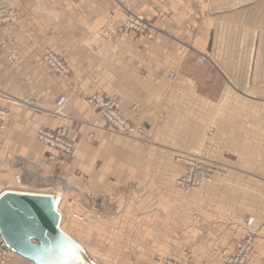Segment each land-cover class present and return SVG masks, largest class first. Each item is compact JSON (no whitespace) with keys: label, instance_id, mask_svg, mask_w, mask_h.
I'll return each mask as SVG.
<instances>
[{"label":"crops","instance_id":"obj_1","mask_svg":"<svg viewBox=\"0 0 264 264\" xmlns=\"http://www.w3.org/2000/svg\"><path fill=\"white\" fill-rule=\"evenodd\" d=\"M0 2L17 15L13 27H0V40L21 59L11 67L0 55V107L8 111L0 192L16 174L66 183L61 230L100 264H158L155 252L223 264L245 235L264 227V0ZM126 11L145 17L150 32L117 39ZM44 48L65 61L68 80L41 65ZM72 83L84 95L116 96L144 136L110 131ZM61 95L68 100L56 117L49 111ZM62 124L76 147L58 165L35 132ZM209 127V157L230 168L182 195L173 180L184 166L174 157L197 152ZM116 191L135 193L100 200L96 212L81 201ZM12 264L40 263L14 255ZM246 264H264V233Z\"/></svg>","mask_w":264,"mask_h":264},{"label":"rangeland","instance_id":"obj_2","mask_svg":"<svg viewBox=\"0 0 264 264\" xmlns=\"http://www.w3.org/2000/svg\"><path fill=\"white\" fill-rule=\"evenodd\" d=\"M0 8H3L5 9L6 11H9L13 14L14 16V20L13 22L11 23V25L7 26V27H1L2 29H9L11 27H13L15 24H16V20H17V15H16V11L13 9V8H9V7H6L3 3L0 2ZM16 8V7H15ZM126 16H125V19L124 21L116 28V31H115V34H116V38L117 39H121L123 37H126L130 34H135V35H144V34H147L150 32L151 28H152V25L145 19V17H141L139 15H136L130 11H126ZM131 16L139 21H141V23H143L144 25H146V29L141 33V32H138V31H135V30H130L128 31L126 34H121L120 32V28L121 26L126 22L127 18ZM261 19L264 21V17H261ZM44 50H46L47 52H49L50 54L52 55H55V57L59 58L63 63L64 65L66 66L67 68V65L65 63V61L58 55L56 54L55 52L51 51L50 49L48 48H44V49H41L38 53V60L40 61L41 65H43V67H45L46 69L48 68L52 73L53 75H55L58 79H61V80H68L69 79V72H68V68H67V77H63L60 75V73L58 71H56L51 65H49L47 62H44L43 61V52ZM4 54V57H5V60L7 61V63L11 66V67H16V65L19 64L20 62V56L19 54L16 52V49L11 45V43H6L2 40H0V55ZM197 60L198 61H202L203 58L202 57H197ZM171 76V77H170ZM173 76L172 75H169V78H172ZM72 86L71 90L75 93H77L79 96H81L86 102L87 100L85 99L84 97V93L81 91V88L78 87V86H75L74 83L70 84ZM61 96H64V95H61ZM59 96L56 101L61 97ZM66 96V95H65ZM87 97H96L97 99H102V98H107V97H115L117 99V106H118V98L116 96H109L107 95L106 97H98L96 95H85ZM67 97V96H66ZM0 99H6L5 96L2 97L1 93H0ZM67 100H68V97H67ZM31 103L33 104V101L30 100ZM28 99H22L19 101V103L21 104H24V103H29L30 102ZM55 101V102H56ZM16 103V102H15ZM67 103V102H66ZM65 103V104H66ZM88 103V102H87ZM89 105H91L92 107L91 108H95L97 109L95 106H93L92 104L88 103ZM65 107V105H64ZM64 107H62V109L59 110V114H55V111H56V107H55V103L53 105V108L52 110H50V114L53 115V116H56V117H62V111L64 109ZM94 109V110H95ZM117 110H118V107H117ZM97 112H99V110L97 109L96 110ZM0 112L2 113L3 117L0 118V129H2L4 127V123L8 117V111L2 107H0ZM118 112L120 113V111L118 110ZM100 113V112H99ZM101 114V113H100ZM120 115L125 118L121 113ZM103 117V115H101ZM104 119V123H105V127L106 128H109L110 131H112L113 133L117 134V135H120L122 137H127V138H132V139H138V135L139 134H136V135H126V134H123V133H119L117 131H114L110 126L109 124L107 123V121L105 120V118L103 117ZM126 119V118H125ZM130 124L131 122L126 119ZM132 125V124H131ZM133 127H135L134 125H132ZM59 128L60 127H64L65 129V132H66V136L67 138L73 143V150L70 154H59L57 151H54V150H51V148L49 146H47L46 144H43L45 145L48 149H49V155H48V160L50 161H53L55 162L56 164L60 165L63 158L65 157H70L72 155V153L74 152L75 150V142L73 141V139L71 137L68 136V128L65 124H62V125H59L58 126ZM136 128V127H135ZM138 128H142V127H138ZM39 129H47V130H51V129H57L56 128H47V127H39L36 132L39 130ZM143 129V128H142ZM144 131V129H143ZM214 129L213 127H209L204 135V139H203V143H202V146L198 149L197 152H191V153H188V152H179L175 157H174V160L180 164H183V162L181 161L184 157H189V155H197L199 153L200 150H202V147L204 148V156L208 159V160H211V165L213 167H215L216 169H218L221 173H217V174H214L212 177L210 178H207V179H204V180H201L199 182H197L195 184L194 187L190 188L187 192H184L182 190V188L177 184V178L182 176L181 174L178 176V177H175L174 180H173V183L174 185H176L177 188H179V191L182 195H188L190 193V191H193L194 189H196L197 187H199L202 183L208 181V180H212L214 178H224L225 175H226V172L228 170V168H230L228 165L225 166V163L221 162V161H214L212 160L209 155H208V151L209 150H212L214 149V145L210 142V137L212 136V133H213ZM36 132H35V139L36 141H38L37 137H36ZM144 136V134H143ZM39 143H41L40 141H38ZM206 145V147H204ZM210 146V147H209ZM184 170H185V166H184ZM4 184L2 187L3 189H9V190H16V191H26V192H43V193H46V194H50L52 196H54L53 194H59L57 197L58 200L61 199L62 200V197L63 195L65 194V191L59 189L60 186L64 187L66 186V183H63L61 180L57 179L56 177L54 178L53 181H51L52 183L51 184H46L45 183V180L43 179V177L39 176V175H29L28 173H26L24 176H21L19 174H16L15 176L7 179V180H3ZM6 182V183H5ZM50 182V180H49ZM1 189V190H3ZM135 192H127V191H116V192H112L110 194H107V195H93L91 194L90 196H87L86 198H82L81 201L83 203H86L85 206H86V210L90 211V212H96V211H99L100 209V205H99V201L100 200H103V199H110V197H113V198H117L118 196L121 197H125V198H128L132 195H134ZM125 194V195H124ZM58 204V203H57ZM60 205V203H59ZM58 205V211H60V207ZM104 211H108V209H104ZM62 226L61 222H60V227ZM63 227V226H62ZM62 229V228H61ZM63 230V229H62ZM64 231V230H63ZM65 232V231H64ZM66 233L68 235L71 236V238L77 242L80 247H81V251H80V258H78V261L77 262H74L73 264H100L99 262H97L95 259H92L91 256L89 257L86 253V249L84 247V245L82 243L79 242L78 239H75V237H73L68 231H66ZM251 233H254V236H255V242L253 243L252 245V248L254 247V245L257 243V240H258V237H259V234L260 233H264V227H262L261 230H257V229H253V231ZM251 233H248L247 235H245L241 241L239 242V244L243 241V239H245L249 234ZM238 244V245H239ZM238 245L236 246V248L238 247ZM235 248V250H236ZM251 248V250H252ZM250 250V252H251ZM82 254V255H81ZM250 254V253H249ZM161 256L163 258H167V259H171V260H181V259H184V260H188L191 264H194L193 261L191 260V258L189 256H184V257H172V258H169L171 256H164L162 255L161 253L159 252H155L153 253L152 255V260L156 261L158 264H161V262L159 260L156 259V256ZM14 255H12V259H13ZM249 257V256H248ZM174 258H177V259H174ZM225 258H226V255L223 256V264L225 263ZM84 262V263H82ZM12 264V263H11ZM246 264V263H245Z\"/></svg>","mask_w":264,"mask_h":264},{"label":"water","instance_id":"obj_3","mask_svg":"<svg viewBox=\"0 0 264 264\" xmlns=\"http://www.w3.org/2000/svg\"><path fill=\"white\" fill-rule=\"evenodd\" d=\"M60 214L49 195L4 191L0 194V234L14 253L45 264L73 244L59 227Z\"/></svg>","mask_w":264,"mask_h":264},{"label":"built area","instance_id":"obj_4","mask_svg":"<svg viewBox=\"0 0 264 264\" xmlns=\"http://www.w3.org/2000/svg\"><path fill=\"white\" fill-rule=\"evenodd\" d=\"M8 14H10L9 11L0 8V27H7L13 22L14 18L4 16ZM145 28L146 26L144 27V29ZM42 58L44 62H52V64L60 72V75L66 77V69L64 65L62 66L57 61L59 60L57 57H55L54 55H50L49 52L44 50ZM89 98L90 97H88V102L99 108L109 126L114 130L118 131L119 133L133 136L135 134H144L142 128H132L130 126H127L126 124L121 123L120 119L117 117L118 114L115 110L116 101L113 97L100 100L96 98ZM64 105L65 102L63 101V99H58L55 102V106H57V108H62L64 107ZM107 112L114 114L113 117L115 118L117 123L108 117ZM37 139L61 154H69L73 150V143L67 138L64 127H60L56 130L39 129L37 131ZM189 156L190 159L185 161V170L181 174L182 176L178 177L176 181L184 192H187L190 188L194 187L199 180L210 177L215 173H221L219 170H215L213 167L206 165L201 157L195 155ZM251 243V238L246 239L243 244L238 247L235 255L228 260V264H242L247 256ZM10 261L11 259L9 253L0 239V264H10ZM160 261L162 262V264H190L188 260L184 259L175 261L171 259L161 258Z\"/></svg>","mask_w":264,"mask_h":264},{"label":"bare ground","instance_id":"obj_5","mask_svg":"<svg viewBox=\"0 0 264 264\" xmlns=\"http://www.w3.org/2000/svg\"><path fill=\"white\" fill-rule=\"evenodd\" d=\"M10 14H8V15H4V16H8V17H12V18H14V16H13V14L11 13V12H9ZM146 25H144L143 23H141V21H139V20H137V19H135V18H133V17H131V16H129L128 18H127V20H126V22L121 26V28H120V32H121V34H126L128 31H130V30H135V31H138V32H143V30H145L144 29V27H145ZM50 54V53H49ZM50 55H52V54H50ZM55 56V55H54ZM59 59V58H58ZM60 60V59H59ZM57 60L62 66L64 65V63L60 60ZM49 65H51L56 71H58L57 69H56V67L52 64V62H47ZM64 67H65V69L67 70V68H66V66L64 65ZM59 72V71H58ZM60 73V72H59ZM66 77H67V71H66ZM171 77V76H170ZM173 78V77H172ZM172 78H170V79H172ZM84 97H85V99L87 100V102H88V97L87 96H85L84 95ZM94 98H96V97H90L89 99H94ZM107 98H110V97H107ZM114 99H115V101H116V105H115V110H116V112H117V114L120 116H118L117 114H115V115H117V117L120 119V121H121V123L122 124H126L127 126H130V127H132L133 128V126L125 119V118H123L121 115H120V113L118 112V110H117V99L115 98V97H113ZM59 99H63V101L66 103L67 102V97L64 95V96H61ZM97 99V98H96ZM102 99H106V98H102ZM100 100V99H99ZM89 103V102H88ZM91 104V103H90ZM93 105V104H92ZM94 106V105H93ZM56 107V111H55V114H59V110L60 109H62V108H57V106H55ZM96 107V106H95ZM98 110H99V108L98 107H96ZM99 112H100V110H99ZM1 113V112H0ZM101 113V112H100ZM107 114H108V117L111 119V120H113V121H115L116 122V120H115V118L113 117L114 116V114H111V113H109V112H107ZM101 115H102V113H101ZM3 117V115H2V113L0 114V118H2ZM104 117V116H103ZM107 118V117H106ZM108 119V118H107ZM106 120V119H105ZM117 123V122H116ZM59 127H57V129H58ZM135 128V127H134ZM113 129V128H112ZM51 130H55V129H51ZM114 130V129H113ZM114 131H116V130H114ZM118 132V131H117ZM136 135V134H135ZM36 137H37V132H36ZM39 141V140H38ZM41 142V141H40ZM42 143V142H41ZM48 146V145H47ZM206 146H208V145H206L205 144V146L204 147H206ZM210 147V146H209ZM51 148V147H50ZM51 150H54V149H52L51 148ZM204 148L202 147V150H200L199 151V153L197 154V155H195V156H199V157H201L202 158V160L205 162V164L206 165H209V166H211V167H213L212 165H211V160H208L205 156H204ZM54 151H56V150H54ZM58 152V151H57ZM59 153V152H58ZM59 154H61V153H59ZM70 154V153H69ZM188 159H190V156L189 157H184L181 161L183 162V164H185V161H187ZM215 170H218V169H216L215 167H213ZM215 174H217V173H215ZM214 175V174H213ZM213 175H211L210 177H212ZM210 177H207V178H210ZM207 178H205V179H207ZM201 180H204V179H201ZM201 180H199V181H201ZM198 181V182H199ZM4 191H12V192H24V193H31V194H44V195H50L49 193L48 194H46V193H43V192H26V191H16V190H9V189H6V190H3V191H1L0 192V194L2 193V192H4ZM54 196H52V195H50L51 197H52V199H53V205H54V207H55V209L57 210V212L60 214V212L58 211V198L57 197H59L60 195L59 194H53ZM59 195V196H58ZM60 222H61V214H60ZM59 227H60V223H59ZM60 229H61V227H60ZM62 231V230H61ZM63 232V231H62ZM66 234V233H65ZM67 235V234H66ZM68 236V235H67ZM70 237V236H69ZM71 238V237H70ZM248 238H251L252 239V243H251V246H250V248H249V250H248V253H247V256H246V258H245V260H244V262L242 263V264H245L246 262H247V259H248V256H249V253H250V250H251V248H252V245H253V243L255 242V236H254V233H251V234H249L245 239H243V241L238 245V247L240 246V245H242L243 244V242L246 240V239H248ZM0 239H1V241H2V243H3V245H4V247L6 248V250L8 251V253H9V256H10V259H11V261H10V264L12 263V255H18V254H16V253H14V252H12L7 246H6V244H5V242H4V240H3V238H2V236H1V234H0ZM72 239V238H71ZM72 241H73V244H71L70 246H69V248L66 250V252L65 253H63V255L59 258V259H57V260H55V259H50V260H47V262H46V264H73L74 262H77L78 261V258H80V251L82 250L81 249V247H80V245L77 243V242H75L73 239H72ZM238 247L236 248V250H234V252L232 253V254H227L226 255V258H225V263L224 264H228V260L229 259H231L234 255H235V253L237 252V249H238ZM82 255V254H81ZM161 258H163V257H161V256H156V259L157 260H159L160 261V259ZM164 259H167V258H164ZM29 260V259H28ZM176 261V260H175ZM161 262V261H160ZM82 263H84V262H82ZM161 264H162V262H161ZM191 264V263H190Z\"/></svg>","mask_w":264,"mask_h":264}]
</instances>
